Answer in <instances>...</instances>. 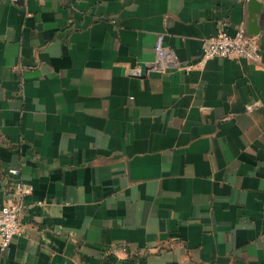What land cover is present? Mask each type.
I'll return each instance as SVG.
<instances>
[{
    "label": "crops",
    "instance_id": "obj_1",
    "mask_svg": "<svg viewBox=\"0 0 264 264\" xmlns=\"http://www.w3.org/2000/svg\"><path fill=\"white\" fill-rule=\"evenodd\" d=\"M7 202L0 264H264V0H0Z\"/></svg>",
    "mask_w": 264,
    "mask_h": 264
},
{
    "label": "built area",
    "instance_id": "obj_2",
    "mask_svg": "<svg viewBox=\"0 0 264 264\" xmlns=\"http://www.w3.org/2000/svg\"><path fill=\"white\" fill-rule=\"evenodd\" d=\"M155 51L159 58L167 56L162 35L156 38ZM211 57L257 60L260 57V50L254 38L243 26H239L233 33L219 31L206 40L203 58ZM8 173L16 175L17 169L9 168ZM12 184L20 196L26 195L31 190L30 186L23 184L20 180H14ZM19 210L20 205L16 203L7 202L0 205V249L2 250L22 232L18 217Z\"/></svg>",
    "mask_w": 264,
    "mask_h": 264
},
{
    "label": "water",
    "instance_id": "obj_3",
    "mask_svg": "<svg viewBox=\"0 0 264 264\" xmlns=\"http://www.w3.org/2000/svg\"><path fill=\"white\" fill-rule=\"evenodd\" d=\"M248 2H249V3H255L256 0H248ZM145 68H146V65H143V64H142V71H144Z\"/></svg>",
    "mask_w": 264,
    "mask_h": 264
}]
</instances>
